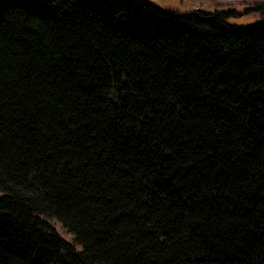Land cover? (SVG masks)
I'll list each match as a JSON object with an SVG mask.
<instances>
[{
  "label": "trees",
  "instance_id": "obj_1",
  "mask_svg": "<svg viewBox=\"0 0 264 264\" xmlns=\"http://www.w3.org/2000/svg\"><path fill=\"white\" fill-rule=\"evenodd\" d=\"M246 12L0 0V264H264Z\"/></svg>",
  "mask_w": 264,
  "mask_h": 264
},
{
  "label": "rangeland",
  "instance_id": "obj_2",
  "mask_svg": "<svg viewBox=\"0 0 264 264\" xmlns=\"http://www.w3.org/2000/svg\"><path fill=\"white\" fill-rule=\"evenodd\" d=\"M154 5L164 10L173 12H185L191 10H202L206 12L213 11H234L235 17H230L226 21L230 26L237 28H247L263 19L259 13H248L259 4L264 3V0H148ZM60 237L67 243L74 245L73 236L65 230L61 224L55 220H49ZM77 250L79 248L75 246Z\"/></svg>",
  "mask_w": 264,
  "mask_h": 264
}]
</instances>
